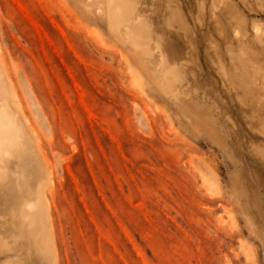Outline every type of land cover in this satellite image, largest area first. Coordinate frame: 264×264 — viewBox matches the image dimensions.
Masks as SVG:
<instances>
[{
	"label": "rangeland",
	"instance_id": "obj_1",
	"mask_svg": "<svg viewBox=\"0 0 264 264\" xmlns=\"http://www.w3.org/2000/svg\"><path fill=\"white\" fill-rule=\"evenodd\" d=\"M0 264H264V0H0Z\"/></svg>",
	"mask_w": 264,
	"mask_h": 264
}]
</instances>
